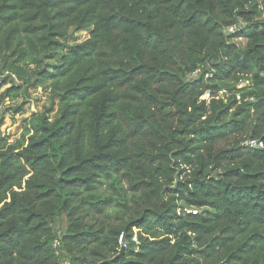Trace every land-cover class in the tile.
<instances>
[{"label": "trees", "instance_id": "obj_1", "mask_svg": "<svg viewBox=\"0 0 264 264\" xmlns=\"http://www.w3.org/2000/svg\"><path fill=\"white\" fill-rule=\"evenodd\" d=\"M0 56L37 67L0 104H56L13 142L0 113V264H264V1L0 0Z\"/></svg>", "mask_w": 264, "mask_h": 264}, {"label": "rangeland", "instance_id": "obj_2", "mask_svg": "<svg viewBox=\"0 0 264 264\" xmlns=\"http://www.w3.org/2000/svg\"><path fill=\"white\" fill-rule=\"evenodd\" d=\"M264 0H260V3H262ZM89 35V30H80L76 31L74 29H70L68 32V36L64 38L63 42H65L68 45H73L76 43H79L83 41L86 37ZM234 42L239 45V47H242L244 44V40L236 39ZM59 55L56 54L55 58H58ZM1 58V56H0ZM46 62H43V65L46 64H54L55 59L53 60H45ZM45 64V65H46ZM3 68V62L0 61V69ZM10 69V68H9ZM37 67L34 65L32 66H24V68L21 71V74H18L16 71L11 69L15 74L18 75V78L20 80L29 78L31 75L34 74ZM33 73V74H32ZM22 78V79H21ZM28 81V80H27ZM23 82V81H22ZM244 83V84H243ZM248 81L241 80L237 85L236 88H241L243 86H247ZM8 85H4L1 88V91H3ZM24 89H27V97L23 98V96L20 94L19 97L13 99L4 98L0 104V113L3 115V124L1 126L2 132L7 136V139L9 142H13L16 139L21 137V134L24 129V125L28 123L29 118L31 117V104L33 103L34 108L38 112L45 111L46 109L52 108L50 115L54 114L56 110V104L51 105V99L50 95L46 94L43 90L40 88L34 89L30 86H26ZM0 91V92H1ZM227 89H223L219 92V95L222 97H225L226 94H228ZM57 103V98L54 99ZM16 108H19V111H15ZM184 210H195L199 211V209L196 208H186L184 207ZM120 215V214H119ZM119 215H117L116 211L115 213L112 212L110 217L106 219L110 224H118L120 223ZM62 220L64 218L62 217Z\"/></svg>", "mask_w": 264, "mask_h": 264}, {"label": "built area", "instance_id": "obj_3", "mask_svg": "<svg viewBox=\"0 0 264 264\" xmlns=\"http://www.w3.org/2000/svg\"><path fill=\"white\" fill-rule=\"evenodd\" d=\"M260 1V0H259ZM245 26V22L241 19H238L237 22L234 24L225 27V32L228 33H234L238 30H240L241 27ZM197 73H192L189 76H195ZM14 82L15 84H22V80H20L11 69L9 68H1L0 69V83L2 82ZM202 98L209 99V93L206 92ZM241 145L246 149H253V148H262L264 146L263 141L260 139L255 138H247L244 141L241 142ZM190 211V210H187ZM192 212H196L195 210H191ZM140 242L136 235L130 236V238L127 237L126 233L124 231H121L117 235V249L118 250H139ZM52 248L55 250L56 254L61 253V244L59 236H57L53 242H52ZM60 264H70V260L67 257H64L61 259Z\"/></svg>", "mask_w": 264, "mask_h": 264}, {"label": "water", "instance_id": "obj_4", "mask_svg": "<svg viewBox=\"0 0 264 264\" xmlns=\"http://www.w3.org/2000/svg\"><path fill=\"white\" fill-rule=\"evenodd\" d=\"M31 109H32V111L35 110V108H34V106H33V103L31 104Z\"/></svg>", "mask_w": 264, "mask_h": 264}]
</instances>
